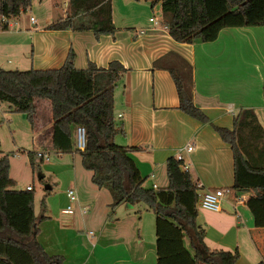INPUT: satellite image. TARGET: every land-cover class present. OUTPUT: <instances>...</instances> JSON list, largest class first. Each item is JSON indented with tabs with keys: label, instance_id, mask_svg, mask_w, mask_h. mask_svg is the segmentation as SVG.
I'll return each instance as SVG.
<instances>
[{
	"label": "crops",
	"instance_id": "obj_1",
	"mask_svg": "<svg viewBox=\"0 0 264 264\" xmlns=\"http://www.w3.org/2000/svg\"><path fill=\"white\" fill-rule=\"evenodd\" d=\"M65 1L62 0L58 14L46 12L39 21L34 17L33 21L29 20L32 15L23 19L20 13L14 15L17 21L8 18L7 28L1 30L7 41L1 44L5 56H0V67H57L68 49L73 52L74 66L79 68L88 60L98 66H105L111 59L118 60L124 71L113 87L112 112L115 120L122 122L124 134H116L114 141L139 147L129 155L140 174L148 178L142 185H165L166 177L164 183H157L152 177H158L165 158L175 156L178 148L186 143L191 149H183L180 155L197 185V193L230 185L231 151L212 125L231 127L236 112L250 108L264 130V22H254L259 17V2L255 0L246 11L247 19L220 9L213 2L209 21L201 23L199 37L188 42L177 41L168 34L159 5L155 14L147 15L146 19L131 15L133 13L115 15L111 9L112 28L96 34L92 28H49L51 22L65 16ZM46 2L48 6L54 4L53 0ZM145 3L150 6V0ZM194 14H197L195 7ZM199 14L201 16L195 17L197 23L198 19L205 18ZM149 16L152 20H148ZM183 62L190 66L192 103L207 115L208 121L200 122L177 106L178 97L168 67ZM0 111L12 121L14 111L8 103L0 101ZM36 116L35 126L30 127V142L34 152H46L45 147L53 148L48 100L36 102ZM72 140L74 144L75 130ZM10 143L12 151L14 147H22L24 142L10 135ZM3 144L0 136L1 153ZM76 180L73 172L70 181L74 184L76 199L69 213L72 215L62 220L44 214V219L49 218L60 229L69 230L77 244L88 246L86 253L72 264H155L153 213L150 230L142 222L138 226L126 210V219L122 221L117 216V207L123 204L130 208L132 204L126 206L125 201H119L110 206L111 196L106 193V187H98L88 179L90 185L79 191ZM232 208L234 213L221 203L219 210H197L195 220L204 228L203 242L209 248L236 249L238 256L234 264L264 262V226H253L245 203ZM92 221L96 222L88 226ZM106 238L113 240L110 244L120 246L123 254L110 260L101 254L94 255L98 244L105 248ZM39 243L48 253L61 254L58 241L54 243L56 252L48 251L41 241ZM184 243L187 246V238Z\"/></svg>",
	"mask_w": 264,
	"mask_h": 264
},
{
	"label": "trees",
	"instance_id": "obj_2",
	"mask_svg": "<svg viewBox=\"0 0 264 264\" xmlns=\"http://www.w3.org/2000/svg\"><path fill=\"white\" fill-rule=\"evenodd\" d=\"M254 1L150 0V7L158 2L168 34L177 41L189 42L199 37L200 24L209 21L213 2L224 11L230 10L247 19L246 11ZM256 1L261 9L254 22L262 23L264 0ZM30 3L31 0H0V16L10 18ZM199 12L205 18L197 23L195 17L201 16ZM6 28V23L0 24V29ZM49 28H92L95 34L110 30V0H67L65 16L51 22ZM168 70L178 108L200 122L208 121L207 115L192 103L189 64L172 65ZM123 71L116 59L109 60L105 66L88 60L84 67H75L73 52L68 49L57 67H0V101L7 102L12 111L22 113L33 128L37 122L36 102L48 100L53 148L57 152L74 150L79 154L81 166L90 171V181L108 189L110 206L119 201L142 202L152 211L155 264H234L238 256L236 249L209 248L203 242L204 228L195 220L197 185L187 169L179 167L181 159L174 155L165 158V185L143 186L145 176L129 155L139 147L114 141L116 134H124L122 122L115 120L112 112L113 87ZM76 126L84 129L82 148L73 144L72 132ZM212 126L231 151L232 183L226 186L229 196L237 191H250L245 204L252 224L264 226V130L250 108L239 109L231 127ZM29 164L33 165L31 160ZM8 168V154L0 149V264H61L64 256L48 253L36 238L37 221L45 215L34 213V188L12 187L14 180L8 175ZM41 209L44 210V203Z\"/></svg>",
	"mask_w": 264,
	"mask_h": 264
},
{
	"label": "rangeland",
	"instance_id": "obj_3",
	"mask_svg": "<svg viewBox=\"0 0 264 264\" xmlns=\"http://www.w3.org/2000/svg\"><path fill=\"white\" fill-rule=\"evenodd\" d=\"M53 1V6H48L46 0H31L30 5L24 11L19 12L20 17L27 19L29 15H32L36 21H39V19H41L46 12L58 14L61 10V5H63L62 0ZM65 2L67 3V1ZM158 5L159 3L156 2L152 7H150L148 3H145V0H110V7L115 15L123 16V14L133 13L131 15L139 16L142 19H146L147 15L155 14L158 9ZM17 20V17H10V21L12 22ZM1 30L4 29H0V56L4 58V47L1 44L7 40L6 38H3V35L5 34H1ZM6 67H10V65H6ZM45 100L46 99H39V101ZM43 108H45L44 105ZM30 134V126L21 113L14 112L12 121L10 122L0 111V136L4 141L3 152L8 154V175L16 179V182L14 181L12 187L24 188L25 184H29L34 188L33 209L35 214L38 215L39 213H43L48 216L52 214V216H57L63 220L64 218L72 215L61 211V207H64L65 203H67L64 194L65 190L67 188H73L74 186L72 181H70L72 173L74 172V175L77 178L76 185L78 190L81 191L82 189H85L87 185H90V181L88 180L90 171L81 166L79 154L74 150L57 152L51 146H48L45 147L47 151L45 155H42V157H38L36 153L33 154L32 152H34V150L30 142ZM10 135H14L15 139H19L24 142L22 147H19L21 149L14 147L11 151L12 145L10 143ZM74 145L76 146V140H74ZM29 160L32 161V166L29 164ZM158 171L160 172V175L158 177H152V179L157 183H164L165 175L163 166L160 167ZM38 173L42 174L40 178H38ZM144 180L146 183L148 178L145 177ZM44 185H49V188H45ZM106 193L108 194L109 191ZM108 195L109 197L111 196L110 193ZM222 199L226 200L224 194ZM41 203L42 205L44 203L43 211L41 209ZM221 203L224 208L234 213L230 203L223 200ZM125 205L128 206L129 204L125 203ZM117 208V216H119L122 221L126 219L124 217V211L126 210L128 211V214L135 218L138 226L140 222H142L144 223L145 228L147 227L148 230L151 229L152 211L147 208L144 203H134L130 208H125L123 204H120ZM48 209H50L52 213H49ZM196 209L201 210L202 208L196 205ZM93 222L96 221H92L88 226H92L91 224ZM37 226L39 227V230L36 237L43 243V245H45V248L48 251L56 252L58 249L55 247L56 245L54 243H56V241L59 242L60 252L62 255L63 252L65 254L61 264H72L74 260L82 257L86 253L88 246L85 248V243L77 244V241L73 240L72 233L69 230L57 227L53 220H50L49 218L38 220ZM81 235L83 236V234ZM88 235L89 234H87V236ZM111 241L113 240L108 241L107 239L105 241V248H102L103 246H101V243L98 244V246L94 249V255H104L108 260L122 255L123 253L121 247L110 244ZM74 242L76 243L75 246Z\"/></svg>",
	"mask_w": 264,
	"mask_h": 264
},
{
	"label": "built area",
	"instance_id": "obj_4",
	"mask_svg": "<svg viewBox=\"0 0 264 264\" xmlns=\"http://www.w3.org/2000/svg\"><path fill=\"white\" fill-rule=\"evenodd\" d=\"M29 20L33 21V16H29ZM148 20H152V17L149 16ZM6 23L8 24V18H5L4 16H0V24ZM140 27V26H139ZM75 136H76V146L78 148H82L84 144V129L82 126H76L75 127ZM183 149L190 150L191 145L189 143H186V145L181 146L178 148V152L176 153L175 157L178 159H181V162L179 164V167L181 169H186L187 165L182 160V157L180 155V151ZM37 156L45 155V151L37 150L35 151ZM152 187H155V183H151ZM30 185H27L26 188H29ZM223 194L226 197V201H228L233 207H236V204L239 203H245L246 198L249 194H247V191H237L232 197L229 196V190L226 186L224 187H212V188H206L202 192L198 193L197 199H196V205L206 208V209H212V210H219L221 209V201ZM65 195L67 196V203L62 208V211L70 213L73 211V203L76 199V195L74 194V191L72 188H67L65 190Z\"/></svg>",
	"mask_w": 264,
	"mask_h": 264
},
{
	"label": "water",
	"instance_id": "obj_5",
	"mask_svg": "<svg viewBox=\"0 0 264 264\" xmlns=\"http://www.w3.org/2000/svg\"><path fill=\"white\" fill-rule=\"evenodd\" d=\"M42 174L38 173V178H40ZM45 188H49V185H44ZM202 255L204 256V253L202 252Z\"/></svg>",
	"mask_w": 264,
	"mask_h": 264
}]
</instances>
